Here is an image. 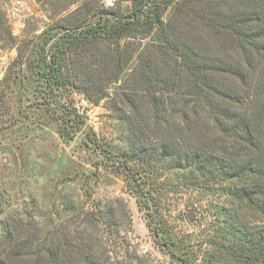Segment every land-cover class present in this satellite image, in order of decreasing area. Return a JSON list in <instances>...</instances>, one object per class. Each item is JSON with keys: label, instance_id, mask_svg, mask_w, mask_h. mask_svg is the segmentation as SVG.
Here are the masks:
<instances>
[{"label": "trees", "instance_id": "trees-1", "mask_svg": "<svg viewBox=\"0 0 264 264\" xmlns=\"http://www.w3.org/2000/svg\"><path fill=\"white\" fill-rule=\"evenodd\" d=\"M120 1L97 9L95 21L61 26L55 39L44 42L40 66L48 85L80 89L92 100L91 87L108 71V83L115 84L116 92L109 95L103 88L96 99H106L107 108L128 122L132 145L105 148L93 133H88L89 141L125 172L171 264H264V0H183L188 9L199 5L208 12L203 16L207 29H224V45L239 50L237 62L224 58L226 54L201 57L193 44L176 37L164 20L165 7L174 0H129L128 11L121 9ZM161 52L169 55L164 62L156 60ZM170 61L175 70L188 71L185 84L180 74L172 79L163 74ZM96 67L101 70L99 81L85 72L90 81L85 84L78 74ZM46 103L61 111L64 122L86 123L79 110L73 112L61 99ZM156 160L187 168V187L209 190L218 183L261 222L248 227L237 209L226 210L223 241L211 240L217 248L210 256H193L160 215L154 194L159 185L148 173L155 170ZM6 228L0 264H76L67 254L69 248L78 249L80 264H97V240L92 236H62L58 229L44 236H12V229Z\"/></svg>", "mask_w": 264, "mask_h": 264}, {"label": "rangeland", "instance_id": "rangeland-1", "mask_svg": "<svg viewBox=\"0 0 264 264\" xmlns=\"http://www.w3.org/2000/svg\"><path fill=\"white\" fill-rule=\"evenodd\" d=\"M116 1L0 0V242L6 227L12 229V236H44L58 229L62 236L96 238L97 264H171L125 172L89 141L88 133H93L105 148L122 150L132 145L134 134L128 122L107 108L106 99H96L103 88L109 95L116 92L115 84L108 83V71L91 87L92 100L80 89L51 87L41 71L49 37L55 39L61 26L95 21V12L116 6ZM119 3L128 11L131 1ZM206 12L199 5L188 9L183 0H174L165 7L164 20L201 57L226 54L224 58L237 62L239 50L224 45V29L204 25ZM158 54L157 61L169 57ZM170 62L163 66V74L170 79L180 76L185 84L188 71H177ZM85 72L99 81L97 67L78 74L88 84ZM223 80L232 83L229 78ZM48 99H61L73 112L79 110L86 123L64 122L61 111L46 103ZM152 166L155 170L148 173L159 185L154 194L160 215L176 237L191 247L193 256H210L216 250L211 240L219 243L223 238L226 210L237 209L239 220L248 227L261 222L256 212L240 207L218 183L209 190L187 187V168L157 160ZM67 254L80 264L78 249L69 248Z\"/></svg>", "mask_w": 264, "mask_h": 264}, {"label": "built area", "instance_id": "built-area-1", "mask_svg": "<svg viewBox=\"0 0 264 264\" xmlns=\"http://www.w3.org/2000/svg\"><path fill=\"white\" fill-rule=\"evenodd\" d=\"M106 2H108V3H113V0H106Z\"/></svg>", "mask_w": 264, "mask_h": 264}]
</instances>
